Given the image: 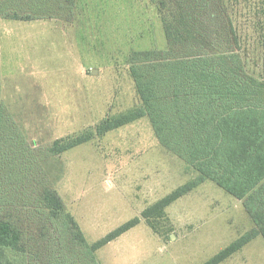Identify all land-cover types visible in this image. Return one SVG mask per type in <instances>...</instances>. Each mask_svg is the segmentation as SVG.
Segmentation results:
<instances>
[{"label": "rangeland", "instance_id": "rangeland-1", "mask_svg": "<svg viewBox=\"0 0 264 264\" xmlns=\"http://www.w3.org/2000/svg\"><path fill=\"white\" fill-rule=\"evenodd\" d=\"M243 23L245 70L264 83V34L251 21ZM166 47L158 9L150 0H78L71 22L0 19L1 108L36 153H45L56 140L95 133L58 157L38 156L45 159L40 169L88 244L141 219L96 253L100 264H204L253 228L243 202L213 182L147 223L143 211L197 173L161 144L148 118L96 135L103 120L140 105L131 54ZM31 229L40 252L44 238L35 225ZM21 262L29 264L25 258ZM222 264H264V239L253 240Z\"/></svg>", "mask_w": 264, "mask_h": 264}, {"label": "trees", "instance_id": "trees-1", "mask_svg": "<svg viewBox=\"0 0 264 264\" xmlns=\"http://www.w3.org/2000/svg\"><path fill=\"white\" fill-rule=\"evenodd\" d=\"M150 1L158 9L167 47L131 54L130 74L140 105L103 120L96 135L148 118L161 144L197 173L143 211L149 224L206 182L243 202L253 228L204 263L222 264L253 240L264 239V83L249 75L242 61L248 47L243 21H251L255 31L264 34V0L260 6H253L252 0ZM77 3L0 0V19L71 22ZM1 97L0 72V264H27L23 258L29 264H100L96 253L141 219L89 245L40 169L43 160L88 143L95 133L56 140L37 154L36 146L2 110ZM33 225L44 238L40 252Z\"/></svg>", "mask_w": 264, "mask_h": 264}, {"label": "water", "instance_id": "water-1", "mask_svg": "<svg viewBox=\"0 0 264 264\" xmlns=\"http://www.w3.org/2000/svg\"><path fill=\"white\" fill-rule=\"evenodd\" d=\"M171 238L174 240V239H175V236H174V235H172V236H171Z\"/></svg>", "mask_w": 264, "mask_h": 264}]
</instances>
